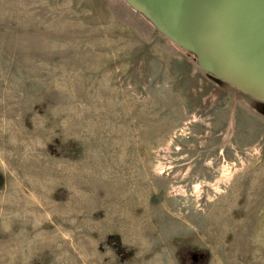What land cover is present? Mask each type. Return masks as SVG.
<instances>
[{"label":"rangeland","instance_id":"1","mask_svg":"<svg viewBox=\"0 0 264 264\" xmlns=\"http://www.w3.org/2000/svg\"><path fill=\"white\" fill-rule=\"evenodd\" d=\"M0 264H264V103L125 0H0Z\"/></svg>","mask_w":264,"mask_h":264},{"label":"water","instance_id":"2","mask_svg":"<svg viewBox=\"0 0 264 264\" xmlns=\"http://www.w3.org/2000/svg\"><path fill=\"white\" fill-rule=\"evenodd\" d=\"M198 65L264 103V0H125Z\"/></svg>","mask_w":264,"mask_h":264},{"label":"bare ground","instance_id":"3","mask_svg":"<svg viewBox=\"0 0 264 264\" xmlns=\"http://www.w3.org/2000/svg\"><path fill=\"white\" fill-rule=\"evenodd\" d=\"M224 170H225V169H224ZM226 175H227V174H226ZM226 175H225V176H226ZM228 176H229V175H228Z\"/></svg>","mask_w":264,"mask_h":264}]
</instances>
